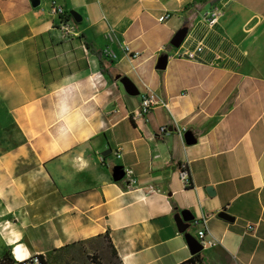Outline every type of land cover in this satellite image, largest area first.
<instances>
[{
  "label": "crops",
  "instance_id": "0c3cea01",
  "mask_svg": "<svg viewBox=\"0 0 264 264\" xmlns=\"http://www.w3.org/2000/svg\"><path fill=\"white\" fill-rule=\"evenodd\" d=\"M195 1L0 0V212L13 255L51 262L104 239L117 264H183L195 256L186 235L196 239L205 221L218 245L200 264H264V0ZM54 6L82 17L75 35L60 29ZM212 7L223 16L209 32L202 18ZM89 42L117 56L104 60L111 76ZM199 42V62L177 57ZM117 76L168 107L136 120L141 92L129 95ZM118 167L135 171L137 189L114 180ZM185 211L193 220L183 234L175 216Z\"/></svg>",
  "mask_w": 264,
  "mask_h": 264
},
{
  "label": "built area",
  "instance_id": "2783aa9c",
  "mask_svg": "<svg viewBox=\"0 0 264 264\" xmlns=\"http://www.w3.org/2000/svg\"><path fill=\"white\" fill-rule=\"evenodd\" d=\"M54 13L59 17V27L60 29L67 34H74L75 35V20L74 19H66V14L64 8L54 6ZM223 16V12L218 7H212L210 8L203 16L202 23L205 25V27L208 29L209 32L214 31L215 28L219 25L220 20ZM171 19V16L165 15L160 18V23H166ZM186 43L183 44V47ZM206 50V45L203 42H199L195 47H188L185 48L182 53H179L177 57L179 59H184L188 61H194L199 62L202 58V55L204 54ZM124 52L128 58H131L132 60H135L139 57V53H133L131 52L129 46H126L124 49ZM105 54L112 58L116 59L117 56L115 54H110L108 51H105ZM158 107H168V104L160 98L157 94L152 92L150 89H148L147 93H144L143 95V101L141 105V110L136 113L135 119H145L150 112H152L155 108ZM187 133V129H183L179 131L180 136L182 139H185V134ZM161 135H167L169 134L168 126H164L160 129ZM122 148L119 147L117 151L115 152V157L120 159L122 157ZM124 170V179L122 180L126 187L129 190L137 189L139 186L138 178L135 174V171L132 168H123ZM179 175L182 180V182L188 187L191 185L190 180V172L186 165H180L179 167ZM150 190L156 191L155 188L149 187ZM196 226H202L198 232L196 240L198 243L203 247V251L214 248L218 245L217 240L208 232L206 227L204 226L205 221L203 223L201 221L195 222ZM43 257V258H41ZM46 259L44 256L41 255H34L29 257H18L14 254V262L13 264H45Z\"/></svg>",
  "mask_w": 264,
  "mask_h": 264
},
{
  "label": "water",
  "instance_id": "95a60500",
  "mask_svg": "<svg viewBox=\"0 0 264 264\" xmlns=\"http://www.w3.org/2000/svg\"><path fill=\"white\" fill-rule=\"evenodd\" d=\"M33 5L35 7H38L40 5V0H33ZM72 16H73L75 22L80 23L82 21V17L79 14H77L76 12H73ZM188 35H189V28L188 27H184L181 30H179L176 33V35L173 37V39L171 40V43H170L171 47H173L175 49H180L183 46V44L185 43L186 39L188 38ZM168 62H169V55L166 54L158 60V64L156 66V69L158 71H165L168 67ZM117 80L118 81L120 80L122 82V84L125 86L129 95H131V96H139L140 95V90L138 89L136 84L133 83L129 78H122V76H117ZM185 141L188 145H191V144L196 142L192 133H186L185 134ZM112 153H113L112 149H109L103 153V156L107 157V156L111 155ZM124 176H125V174H124L123 167L116 168V170L114 172V180L116 182H121L124 179ZM207 191H208L210 196L215 195L212 187H208ZM219 217L223 218L225 220H228V221H232V218L224 212L220 213ZM192 220H193V216L189 211H185L182 214H177L175 216V221H176V224L178 226V229L183 234L186 233L191 228ZM186 236H187V240H188L190 249L192 251V254L197 255V254L202 253L203 247L198 243V241L193 236H191L190 234H187Z\"/></svg>",
  "mask_w": 264,
  "mask_h": 264
},
{
  "label": "rangeland",
  "instance_id": "374dc122",
  "mask_svg": "<svg viewBox=\"0 0 264 264\" xmlns=\"http://www.w3.org/2000/svg\"><path fill=\"white\" fill-rule=\"evenodd\" d=\"M177 50V49H175ZM140 89V88H139ZM141 95L139 97H143V91L140 90ZM4 210L1 208L0 212V264L3 260L4 255L7 252L12 253L11 248L8 246V232H9V223L4 215ZM192 234H195V232L192 230ZM13 254V253H12ZM14 256V255H13ZM87 257L95 264H117L114 254H112L107 241L104 239L96 240L91 243H88L86 246L78 248L77 250H74L72 252L68 251V254L65 255L63 258H55L54 260H51L52 264H72V261L76 259L77 261L81 257Z\"/></svg>",
  "mask_w": 264,
  "mask_h": 264
},
{
  "label": "trees",
  "instance_id": "16d2710c",
  "mask_svg": "<svg viewBox=\"0 0 264 264\" xmlns=\"http://www.w3.org/2000/svg\"><path fill=\"white\" fill-rule=\"evenodd\" d=\"M206 0H196L194 2V4H198L201 2H204ZM65 10V9H64ZM65 14H66V19H74L72 14H69L66 10H65ZM89 48L91 49V51L99 58L100 62H101V67H102V72L106 75L111 76L110 72H108V70L104 67V60L108 57L105 54V51H101V50H95L92 47L91 42H89L88 44ZM115 255V254H114ZM43 258V257H41ZM46 259L45 264H52V262H50L46 257H44ZM14 262V256L12 253L7 252L4 257L3 260L1 261V264H13ZM202 263V253L195 255L191 260L183 263V264H200Z\"/></svg>",
  "mask_w": 264,
  "mask_h": 264
}]
</instances>
